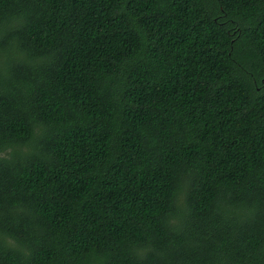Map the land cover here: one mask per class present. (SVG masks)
<instances>
[{"label":"trees","instance_id":"1","mask_svg":"<svg viewBox=\"0 0 264 264\" xmlns=\"http://www.w3.org/2000/svg\"><path fill=\"white\" fill-rule=\"evenodd\" d=\"M0 264H264V0H0Z\"/></svg>","mask_w":264,"mask_h":264}]
</instances>
